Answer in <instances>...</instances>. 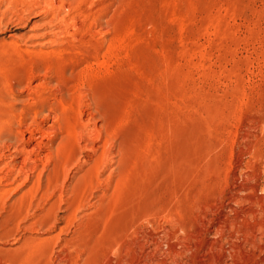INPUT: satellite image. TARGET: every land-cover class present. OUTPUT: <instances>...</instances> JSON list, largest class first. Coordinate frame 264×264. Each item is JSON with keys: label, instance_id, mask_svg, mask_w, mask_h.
Here are the masks:
<instances>
[{"label": "rangeland", "instance_id": "1", "mask_svg": "<svg viewBox=\"0 0 264 264\" xmlns=\"http://www.w3.org/2000/svg\"><path fill=\"white\" fill-rule=\"evenodd\" d=\"M0 138V264H264V0H0Z\"/></svg>", "mask_w": 264, "mask_h": 264}, {"label": "bare ground", "instance_id": "2", "mask_svg": "<svg viewBox=\"0 0 264 264\" xmlns=\"http://www.w3.org/2000/svg\"><path fill=\"white\" fill-rule=\"evenodd\" d=\"M4 97H5V96H4ZM38 98H39V97H38ZM8 117L10 118V116H8ZM9 118H7V120H9ZM53 118H54V117H53ZM55 119H56V118H55ZM47 131H48V130H47ZM51 133H52V132H51ZM3 136H4V135H3ZM51 136H52V135H51ZM1 137H2V136H1ZM2 138H4V137H2ZM5 138H6V137H5ZM0 140H4V139H1V138H0ZM7 140H9V141L12 140V134L9 133V134L7 135ZM2 144H3V143H2ZM0 147H1V146H0Z\"/></svg>", "mask_w": 264, "mask_h": 264}]
</instances>
